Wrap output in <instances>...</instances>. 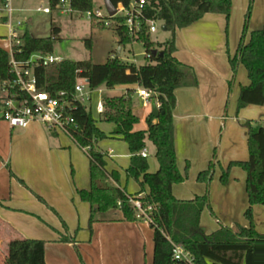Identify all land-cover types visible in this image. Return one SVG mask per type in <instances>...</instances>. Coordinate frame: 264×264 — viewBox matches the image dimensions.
Segmentation results:
<instances>
[{"label": "trees", "instance_id": "trees-1", "mask_svg": "<svg viewBox=\"0 0 264 264\" xmlns=\"http://www.w3.org/2000/svg\"><path fill=\"white\" fill-rule=\"evenodd\" d=\"M52 8L57 0H49ZM114 7L123 4L129 7L132 0H109ZM146 18L162 23L173 39L166 42H155L152 34L145 28L137 38L146 49L147 65H137L122 61L116 56L108 58L104 64L88 61L63 60L50 66H36L38 88L55 95L65 92L73 102L71 116L76 125L71 127V139L89 157L91 165V189L81 190L79 195L84 202L91 205L90 224L95 222L96 215L113 210L121 211L125 221H136L137 210L131 199L139 194L145 205L155 207L152 213L154 230V259L152 264H176L173 259L174 246H182L194 257L196 264H264V237L259 235L253 226L252 207L264 206V124L248 123L250 159L243 163L247 174L246 187L250 208L247 218L250 227L236 225L233 228L222 226L212 234L201 229V217L206 208H210L208 192L192 200H179L173 194L176 184L185 182L177 165L174 111L177 104L175 91L183 87H196L198 79L192 67L181 63L176 57L175 34L177 29L191 26L204 17L215 13L230 18L232 0H148ZM6 0H0L4 4ZM76 12L93 11V0H72ZM109 29L119 38L120 47L132 45L125 17L110 18ZM102 28L106 26L100 22ZM246 31V25L245 30ZM53 35L60 29L54 28ZM244 35V33H243ZM53 36L37 38L29 31L22 35L23 44L14 47L17 61H26L36 53L52 55L54 51ZM91 49L92 41L86 40ZM153 50L163 52V56L153 55ZM233 71L243 64L248 72L250 84L241 88L238 108L249 105L264 106V27L253 31L246 44L244 36L236 56L231 59ZM10 66V55L0 46V84L13 79ZM79 79L87 80L91 89L106 87L113 90L117 86L138 85L157 93L159 117L152 115L147 120L146 131H135L139 118L133 112L134 90L119 96L104 97L105 111L101 121L115 125L113 138L124 140L130 150V165L126 170L127 177L133 178L141 187L135 194H129L119 185L117 172H109L106 166V155L98 148V142L108 137L99 129L91 112L80 102L74 100L75 86ZM156 120V121H155ZM147 141L156 148L159 169L149 172L148 159L141 156ZM87 149V150H86ZM211 180V170L202 172L198 182L207 184ZM114 182L115 184H113ZM146 188L148 190H146ZM215 219H217L215 217ZM62 241H70L62 237ZM4 264H46L45 242L41 240L13 238L8 243Z\"/></svg>", "mask_w": 264, "mask_h": 264}, {"label": "crops", "instance_id": "crops-1", "mask_svg": "<svg viewBox=\"0 0 264 264\" xmlns=\"http://www.w3.org/2000/svg\"><path fill=\"white\" fill-rule=\"evenodd\" d=\"M14 10L18 12L17 8ZM6 20V12L0 11V22L7 28ZM226 20L225 15L208 13L191 26L177 29L175 57L192 67L198 79L196 87H183L175 91L177 165L181 148L187 145V137L180 140L176 111L181 109L187 113L191 132L196 128L198 115L195 113L200 106L214 116L210 118L215 122L207 124L209 132L223 118L228 95L227 83L232 76L229 63L223 55ZM26 30L29 31L28 28ZM6 36L0 37V44ZM123 87H126L123 94L128 89L134 90L133 112L139 118V123H145L149 109L150 115L158 118L153 114L154 108L159 112L157 96L148 106H144L137 95L138 85ZM1 93L0 90V103L4 97ZM139 105H142L143 111H137ZM1 113L0 108V226L7 231L5 235L8 243L17 237L44 241L46 264H142L149 240L147 224L125 221L119 210L97 214L95 222L90 224L91 205L79 195V191L91 189V165L88 169L89 162L81 154L82 151L88 157L86 152L65 134L52 132L38 122L31 123L25 129L12 128L2 119ZM260 123L264 124V116ZM137 125L135 131H141L136 128ZM147 129L148 126L144 131ZM149 144L152 145V154L156 155V148L150 141L146 143V153H151ZM104 154L106 164L107 158L116 157L111 150ZM127 156L131 159V154ZM182 184L188 185L186 181ZM201 184L195 179V183L191 184L194 193L189 192L185 197L176 195L175 185L173 194L179 200H192L199 193L195 192L194 187H200L201 194L204 193ZM206 210L201 217V229L206 234H212L220 228L214 229L206 221ZM215 221L219 223V219ZM62 237H68L70 241H62Z\"/></svg>", "mask_w": 264, "mask_h": 264}, {"label": "rangeland", "instance_id": "rangeland-1", "mask_svg": "<svg viewBox=\"0 0 264 264\" xmlns=\"http://www.w3.org/2000/svg\"><path fill=\"white\" fill-rule=\"evenodd\" d=\"M93 2V12L100 11L102 14V19L98 21L89 20L86 13L76 11L64 13L52 8L49 0H12L13 7L18 9V12L14 13L13 23L21 22L23 24L19 28L20 33H24L28 28L29 32L37 38L53 36L55 40L52 55L60 60H91L96 64H104L108 58L117 55L120 47L119 38L112 29L107 26L102 28L98 25L100 22L106 24L111 22L107 12L106 0H93ZM45 8H50L51 14L44 13L43 9ZM245 25L246 31L244 32ZM158 27V32L152 35L155 42L163 43L173 39V33L165 31L162 23H158ZM263 27L264 0H232L231 15L225 24L223 52L229 63L232 76L227 83L228 95L222 120L217 123L218 125H214L213 131L209 132L210 129H208L207 124L215 122L210 118L213 114L200 106V109L195 113L198 115L197 123H195L196 128L191 132L190 118L186 117L187 113L181 109L176 111L180 140L187 137V145L181 148L179 154L178 167L180 172L186 176L185 181L188 185L176 184L175 193L182 195V197L187 196L189 192L194 193L191 184L195 183V179L198 182L199 175L210 169L211 180L205 185H203L204 183L201 184L205 189L204 193L201 194L200 187H194V189L197 190L195 192H199L198 196H204L208 192L210 208H206L204 217L214 229L222 226L233 228L236 225L243 227L252 225L246 214L250 204L246 187V171L243 166V163L250 159L249 131L246 125L248 123L260 124V119L264 116V106L249 105L243 109L238 108L241 88L248 86L250 80L243 64H239L235 72L233 71L231 59L236 56L242 37L244 36V42L247 44L252 32ZM54 28L60 29L59 34L53 35ZM178 32L176 30V34ZM6 35L7 28L0 22V37ZM86 40L92 41L91 49L86 46ZM121 48L119 58L122 61L137 65L150 63L142 43H133ZM125 88L120 86L114 90H108L103 86L100 88L102 92L96 90L92 94L91 102L85 103V107L97 121L100 130L108 137L98 142V148L106 154L111 150L116 156L112 159L107 158V170L117 172L121 188L133 195L138 193L141 187L139 182L127 177L126 170L130 164V158L127 156L130 154L129 146L124 140L111 138L114 132V124L101 121V115L97 113L99 101L103 100L104 97L123 94ZM1 94L4 95V93ZM136 109L137 111L144 110L142 105L137 106ZM150 110L146 112L145 123L140 121L136 126L137 129L141 131L146 129ZM215 129L218 130L216 131L217 134ZM210 139L211 143H209ZM212 140H214L213 144ZM149 145L151 153L148 154V164L150 171L155 173L158 169V162L155 155L152 154V145ZM81 154L87 158L88 169H90L88 157L82 151ZM146 190L148 189L146 188ZM176 195L175 197H177ZM215 217L219 219V223L215 221ZM252 218L255 231L264 237V207L253 206ZM136 221L139 224H147L149 240L148 247L145 246L144 251L148 256L143 257L142 264H152L154 259V230L150 228V224L143 220L137 219ZM232 223H234L233 226H231ZM5 232L7 231H4V228L0 226V264H4L8 248Z\"/></svg>", "mask_w": 264, "mask_h": 264}, {"label": "built area", "instance_id": "built-area-1", "mask_svg": "<svg viewBox=\"0 0 264 264\" xmlns=\"http://www.w3.org/2000/svg\"><path fill=\"white\" fill-rule=\"evenodd\" d=\"M149 5L148 0H132L129 7H125L123 4L115 7L117 10L116 16L125 17V26L128 28L134 44L138 43L135 40L139 38L145 28L152 35L159 30V21L146 18V9ZM54 8L64 13L74 12L72 0H57ZM0 11L6 12V26L9 29V34L2 38V45L0 44V46L10 55L11 72L14 76L12 80L0 84V90L4 93L0 103L2 119L8 122L12 128L22 129L27 128L33 122H38L52 132L63 133L71 138V127L76 125L75 119L71 116L73 102L67 98L65 92L52 95L47 91L40 90L35 74L36 66H50L63 60L53 55L36 53L29 60L17 61L14 57V47L23 44V33L19 32V28L23 24L21 22L13 23L15 10L11 0H6L3 5L0 4ZM39 11H42V9H39ZM43 12L51 14L52 10L45 8ZM86 14L89 20L98 21L102 19L100 11H91ZM104 25L108 27L110 23H104ZM96 90L102 92L100 88L91 89L87 80L79 79L75 86L73 98L85 106V103L91 102L92 94ZM137 95L142 100L143 105L148 106L152 99L157 96V93L144 87H138ZM104 111V103L101 100L97 105V113L102 115ZM141 156L147 158L148 154L143 150ZM143 197L144 194H141L139 198L131 199V203L137 210V219L151 225L153 223L152 213L155 207L145 205L141 200ZM173 259L176 264H196L192 254L182 246H174Z\"/></svg>", "mask_w": 264, "mask_h": 264}, {"label": "water", "instance_id": "water-1", "mask_svg": "<svg viewBox=\"0 0 264 264\" xmlns=\"http://www.w3.org/2000/svg\"><path fill=\"white\" fill-rule=\"evenodd\" d=\"M106 7H107V12H108V15L110 18H113L116 16L117 14V10L115 9V7L113 6V4L109 1V0H106ZM163 29L166 31L167 29L165 27H163ZM121 51H122V48L119 47L118 48V51H117V57L119 58L120 55H121ZM153 55H158L160 57L163 56V52L162 51H158V50H153ZM153 114L156 116V117H159V112L157 110V108H154L153 109Z\"/></svg>", "mask_w": 264, "mask_h": 264}]
</instances>
